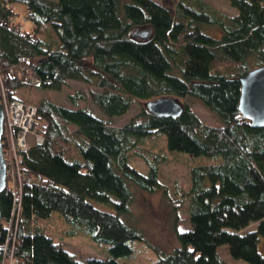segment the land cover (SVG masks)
Here are the masks:
<instances>
[{"label":"trees","instance_id":"16d2710c","mask_svg":"<svg viewBox=\"0 0 264 264\" xmlns=\"http://www.w3.org/2000/svg\"><path fill=\"white\" fill-rule=\"evenodd\" d=\"M229 1L238 13L203 0H178L174 12L158 0H0L2 94L36 107L31 130L43 139L10 157L5 145L23 180L9 178L0 193V264H123L118 258L131 257L143 237L130 222L136 196L168 187L159 173L171 156L189 162V184L170 187L188 203L191 227L177 231L179 245L160 261L227 264L218 251L226 243L233 258L264 264V127L239 109L240 76L264 64V0ZM16 2L25 3L30 27L16 20ZM147 27V38L134 33ZM71 79L100 87L89 94L106 119L87 106L17 93ZM161 95L185 99L179 117L147 110L144 103ZM188 96L221 124L203 120ZM136 103V116L114 121ZM164 135L166 145H144ZM132 153L147 173L130 162ZM82 233L110 256L77 258L68 238Z\"/></svg>","mask_w":264,"mask_h":264},{"label":"rangeland","instance_id":"374dc122","mask_svg":"<svg viewBox=\"0 0 264 264\" xmlns=\"http://www.w3.org/2000/svg\"><path fill=\"white\" fill-rule=\"evenodd\" d=\"M158 1L162 2L166 7L174 12V8L178 0ZM203 1H205L210 6L218 10H222L228 14L238 13L237 7L233 6L229 0ZM14 11L16 20L23 23L25 27H30V20L26 18L25 15V3L16 2L14 4ZM203 27L205 30L217 34L216 30H212L213 27L210 24H203ZM81 89L87 94L85 98H80L73 95L76 93V90ZM91 89L99 90L100 87L71 79L68 80V83L64 84L60 89L42 88L35 85L26 84L25 86L21 87L17 91V93L22 98L27 100L31 99L33 101H36L37 98L44 96L68 107L76 108L80 106H87L88 108L92 109L95 115L106 119V116L91 100L89 94ZM182 100L185 101V99ZM186 101H188L192 105V107L206 122L221 124V120L218 118V116L197 98L188 96ZM141 109L142 108L140 103H136L125 115L115 117L114 121L118 124H123L129 121L133 116H136L141 111ZM6 115L7 114L5 111V119L8 118V116ZM4 128L6 129L5 121ZM8 131L7 135L9 139L10 131ZM36 140L37 131H31L26 136V146L29 147L30 145L35 144ZM148 140L149 141L144 145L153 148L166 145L165 135L163 136L162 140L158 137ZM19 142L22 141L19 140ZM8 146H10L8 148V155L10 157V154L15 152L16 146L13 147L11 144H9ZM21 147L24 148L23 146ZM179 153H182L181 155L183 156L189 155L188 152L179 151ZM8 158L6 160L8 162V165H10V160H8ZM179 159H183L185 162L177 160V157L171 156L161 165L159 176L163 182L169 184L168 187H170L175 182L181 183L183 187H186L189 184L190 166L188 159H184L183 157ZM129 160L140 171L144 173H147L149 171L148 164L139 155L132 153L129 156ZM16 170L17 169L15 165H10V179L13 184H20L23 179L19 178V176H14V172ZM168 187H166V189L161 187L156 192L147 193L144 196L141 193L137 194V198L133 203L134 216L132 220H130V222L141 229L143 237L142 239L133 241L134 250L131 257L121 256L118 258L121 263L164 264L160 261V259L167 253L171 252L175 246L179 245L177 231L185 230L191 227L188 203L185 202L181 190L179 188L174 189V187ZM102 207L109 210H114V208L109 204H103ZM123 218L129 219V215L124 213ZM138 222H140L141 227L139 226ZM68 241L69 242L67 245V249L81 260H86L89 257L108 258L110 256L108 250H106L104 246H96L95 242H93L90 235H88L87 233H82L79 236L76 235L74 237H70L68 238ZM259 248L261 251H263L264 249L263 238L259 243ZM218 251L220 255L225 259L227 264H248V262L244 259L233 258L229 252V246L226 243L219 245Z\"/></svg>","mask_w":264,"mask_h":264},{"label":"water","instance_id":"95a60500","mask_svg":"<svg viewBox=\"0 0 264 264\" xmlns=\"http://www.w3.org/2000/svg\"><path fill=\"white\" fill-rule=\"evenodd\" d=\"M142 38L151 34V28L147 27L134 32ZM241 91L239 109L250 120L253 127H264V64L250 69L240 76ZM145 106L149 112L157 116L179 117L184 110L181 99L174 95H161L146 101ZM5 109L0 99V193L6 189L8 182V167L4 156ZM2 214L0 209V222Z\"/></svg>","mask_w":264,"mask_h":264},{"label":"built area","instance_id":"2783aa9c","mask_svg":"<svg viewBox=\"0 0 264 264\" xmlns=\"http://www.w3.org/2000/svg\"><path fill=\"white\" fill-rule=\"evenodd\" d=\"M4 105L7 114L6 116H8V118L5 119L6 133H4V135L6 136L4 137V144L6 145V150L8 152V148L10 147L8 146L9 144H11L13 147L16 146V151L17 148L21 146L26 147V136L32 127L36 107L32 104H25L23 101L17 99L7 101L5 98ZM8 130L11 134H9V139L7 135ZM19 140H21L22 142H19ZM37 140L41 141L42 137L38 135ZM11 163L12 161L10 162V165ZM14 176H19L20 178H22L21 170L17 169L14 172Z\"/></svg>","mask_w":264,"mask_h":264},{"label":"bare ground","instance_id":"6f19581e","mask_svg":"<svg viewBox=\"0 0 264 264\" xmlns=\"http://www.w3.org/2000/svg\"><path fill=\"white\" fill-rule=\"evenodd\" d=\"M182 101V100H181Z\"/></svg>","mask_w":264,"mask_h":264}]
</instances>
